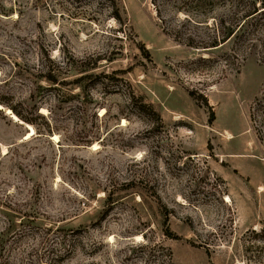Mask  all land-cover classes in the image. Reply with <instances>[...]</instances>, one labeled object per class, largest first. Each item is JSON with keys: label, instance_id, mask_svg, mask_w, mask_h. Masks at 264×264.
I'll return each mask as SVG.
<instances>
[{"label": "rangeland", "instance_id": "rangeland-1", "mask_svg": "<svg viewBox=\"0 0 264 264\" xmlns=\"http://www.w3.org/2000/svg\"><path fill=\"white\" fill-rule=\"evenodd\" d=\"M182 2L0 0V264H264V31Z\"/></svg>", "mask_w": 264, "mask_h": 264}, {"label": "trees", "instance_id": "trees-1", "mask_svg": "<svg viewBox=\"0 0 264 264\" xmlns=\"http://www.w3.org/2000/svg\"><path fill=\"white\" fill-rule=\"evenodd\" d=\"M182 5V10L189 15L188 20L197 25L202 23L207 32L203 36L196 32L186 33V38L181 41L180 32L176 30L173 33L174 39L188 47L204 50L222 49L223 45L228 44V51H224L225 54L221 57L214 54L199 57L201 61H211L216 58V61L222 64L221 71L229 67L231 59L250 54L247 44L250 35L264 31V0H183ZM215 10L218 13L213 15ZM198 13L204 15L203 20L198 19ZM208 18H211L210 22ZM234 70L239 69L234 68ZM49 79L53 80V78ZM190 94L196 98L194 92L191 91Z\"/></svg>", "mask_w": 264, "mask_h": 264}, {"label": "bare ground", "instance_id": "bare-ground-1", "mask_svg": "<svg viewBox=\"0 0 264 264\" xmlns=\"http://www.w3.org/2000/svg\"><path fill=\"white\" fill-rule=\"evenodd\" d=\"M0 108H2L1 105H0ZM100 110L103 112V109H100ZM8 112H9V110L6 109V112H5V113L8 114ZM102 112H101V113H102ZM14 118H15V117H14Z\"/></svg>", "mask_w": 264, "mask_h": 264}]
</instances>
